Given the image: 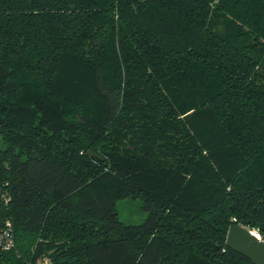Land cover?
<instances>
[{
    "label": "trees",
    "instance_id": "1",
    "mask_svg": "<svg viewBox=\"0 0 264 264\" xmlns=\"http://www.w3.org/2000/svg\"><path fill=\"white\" fill-rule=\"evenodd\" d=\"M0 135V264H254L264 0H0Z\"/></svg>",
    "mask_w": 264,
    "mask_h": 264
},
{
    "label": "water",
    "instance_id": "2",
    "mask_svg": "<svg viewBox=\"0 0 264 264\" xmlns=\"http://www.w3.org/2000/svg\"><path fill=\"white\" fill-rule=\"evenodd\" d=\"M88 153L92 154L90 151ZM225 244L254 264H264V240L255 230L238 223H230L225 233Z\"/></svg>",
    "mask_w": 264,
    "mask_h": 264
},
{
    "label": "rangeland",
    "instance_id": "3",
    "mask_svg": "<svg viewBox=\"0 0 264 264\" xmlns=\"http://www.w3.org/2000/svg\"><path fill=\"white\" fill-rule=\"evenodd\" d=\"M37 93L39 92L34 87L24 85L15 92L14 100L21 104H30L39 97L36 96ZM116 208L119 218L125 223H139L145 215L138 199L129 197L119 198L116 202Z\"/></svg>",
    "mask_w": 264,
    "mask_h": 264
},
{
    "label": "built area",
    "instance_id": "4",
    "mask_svg": "<svg viewBox=\"0 0 264 264\" xmlns=\"http://www.w3.org/2000/svg\"><path fill=\"white\" fill-rule=\"evenodd\" d=\"M5 239H4V246L8 247L12 245V240L10 237V232L8 230H5L4 232ZM28 264H50V261L47 258H37L35 262H29Z\"/></svg>",
    "mask_w": 264,
    "mask_h": 264
}]
</instances>
